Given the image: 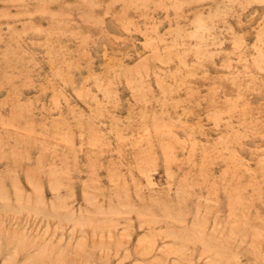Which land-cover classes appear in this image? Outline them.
<instances>
[{
    "label": "rangeland",
    "instance_id": "rangeland-1",
    "mask_svg": "<svg viewBox=\"0 0 264 264\" xmlns=\"http://www.w3.org/2000/svg\"><path fill=\"white\" fill-rule=\"evenodd\" d=\"M0 264H264V0H0Z\"/></svg>",
    "mask_w": 264,
    "mask_h": 264
}]
</instances>
